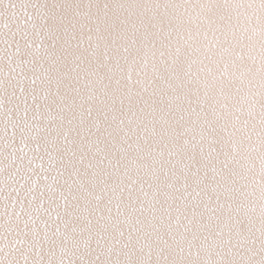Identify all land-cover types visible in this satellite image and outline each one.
<instances>
[{"label": "snow or ice", "instance_id": "1", "mask_svg": "<svg viewBox=\"0 0 264 264\" xmlns=\"http://www.w3.org/2000/svg\"><path fill=\"white\" fill-rule=\"evenodd\" d=\"M0 264H264V0H0Z\"/></svg>", "mask_w": 264, "mask_h": 264}]
</instances>
